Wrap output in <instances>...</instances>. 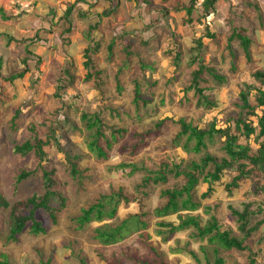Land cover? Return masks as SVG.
<instances>
[{
    "label": "rangeland",
    "instance_id": "rangeland-1",
    "mask_svg": "<svg viewBox=\"0 0 264 264\" xmlns=\"http://www.w3.org/2000/svg\"><path fill=\"white\" fill-rule=\"evenodd\" d=\"M75 1L0 0V33L3 34L0 58L2 56L6 62L3 72L8 75L25 69L24 59L28 60L29 70L22 79L12 83L0 77V190L5 193L10 190L21 168H36L33 155L27 158L14 155L8 141L12 136L22 141L25 132L26 138H31L33 133L27 130L31 124L44 139L46 126L54 122L58 126L57 136L63 137L59 142L70 148L73 155L81 157L80 178H73L64 165V154L53 142L44 148L48 165L43 164L47 169L55 167L57 170L56 179L61 183L68 205L58 214L57 223L41 214L45 233L36 235L27 228L16 240L9 238L8 218L0 214V264H213L216 258H222L224 264H250L252 255L255 264H264V240L260 241L258 235L252 240L250 255L224 250L217 241L211 243L210 236L200 238L193 227L172 232L171 228L158 225L160 217L155 216L153 203L160 201H152L153 194L148 196L137 190L143 176L159 169L162 162L183 173L193 162L200 163L206 154L225 155L222 141L216 136L206 139L207 147L199 154L185 149L187 136L175 139L181 131V120L200 128H206L209 121L207 110L197 104L195 90H189L192 74L200 66L199 60H193L196 52L189 53V46L193 35H203L204 22L198 20L203 14L200 5L203 0L197 1L193 11L194 26L184 23L185 7L191 0H118L119 4L117 0H80L73 9L69 25L63 16ZM217 2L214 15L205 19L217 37L203 39V62L219 70L227 81L216 85L205 73L200 87L208 88L206 94H209V87L215 86L210 93L216 95L219 102L213 112L221 127L228 115L237 116L241 111L239 93L244 84L258 86L251 77L253 72L264 71V0ZM116 6V11L103 16ZM80 10L86 11L85 18L80 17ZM230 17L236 28L248 29L244 35L252 40L250 60L238 39L233 41L234 54H229L231 29L227 21ZM69 27L70 33L64 32ZM6 35L19 40L8 44ZM126 46L138 54H127ZM177 50L181 55L174 63ZM85 54L92 60L93 70L100 72L99 77L86 80ZM256 96V91H252L249 101L253 106ZM17 110L20 115L14 118ZM256 111L262 115L261 109ZM84 114H98L105 137L111 140L115 135L118 140L108 150L105 161L99 160L89 149L97 127L89 130ZM257 120L256 116L249 117L254 125ZM13 121L17 133L11 130ZM161 122L163 126L158 132L156 126ZM250 144L254 150L259 147L254 136ZM194 145L195 142L190 147ZM121 164L130 166L116 171ZM209 170L212 165L207 172ZM202 178V187L193 197L195 202H201V207L192 213L201 216L202 227L215 216L221 231L228 230L240 237L237 220L229 206L243 208L250 203L253 211L259 204L264 209V192H256L264 184V174L256 173L250 182L240 183L231 197L224 188L215 187L210 197L202 198L200 191L207 190ZM171 181L179 184L185 179L182 176ZM121 187L125 194L141 199L142 208L147 212L141 219L148 227L142 231L143 236L139 235L138 226H134L137 221L129 220L124 240L103 245L95 237L97 229H106L108 223L118 227L131 212L140 211L120 202L113 221H97L93 215L91 222L81 225L79 218L84 209L98 204L105 195L119 192ZM155 188H159L157 193H160L161 189H169L170 183ZM40 189L41 173L38 172L21 185L19 197ZM146 191L150 193L149 188ZM262 217L264 210L259 218Z\"/></svg>",
    "mask_w": 264,
    "mask_h": 264
},
{
    "label": "trees",
    "instance_id": "trees-1",
    "mask_svg": "<svg viewBox=\"0 0 264 264\" xmlns=\"http://www.w3.org/2000/svg\"><path fill=\"white\" fill-rule=\"evenodd\" d=\"M107 1L113 2L114 0ZM197 1L198 0H191L189 5L185 7L187 13V17L184 20L185 24L192 26L195 25L192 14L197 8ZM79 2L80 0H76L66 9L63 18L67 20L68 23L73 9L77 7ZM217 3V0H203L200 3V5L202 4L203 6V14L198 20H200L199 22H204V29L202 31L203 35L201 34L198 37L193 35L189 46V53L190 51L196 52L193 60L197 59L200 62L199 69L192 74V84L190 85L189 90H195L197 104L207 110L205 111L203 109L209 114V121L206 128H200L192 125V123L187 124L184 120H181L179 122L181 131L177 134L175 139L178 141L181 137L183 138L184 136H187V142L184 146L185 149L188 152L191 151L199 154L203 147H207L206 139L209 138V140H212V138L216 136L222 141L225 155L215 157L206 154L205 157L201 159L200 163L193 162L190 165L189 170L183 173L176 171V168H170L169 164L162 162V166H160L159 169L152 171L151 174L143 176L140 183L137 185V190L144 191L148 196L153 194V196H151L152 201L154 199L160 201L158 203H153V208L155 216L160 217L158 225L161 227L171 228L172 232L186 230L193 227L197 230V234L200 238L203 239L206 236H210L209 241L211 243L217 241L224 250H236L240 253L249 252L250 255H252L253 251L251 250V244L254 237L258 235L260 241L264 240V217L259 218L264 209L260 207V204L257 206L256 211L251 210L252 205L250 203L244 204L243 208L233 207L232 205L229 206L232 215L237 220V229L241 235L240 237L233 236L231 231L228 230L221 231L215 216L211 218V221L208 222L207 226L202 227L200 223L202 220L201 216L198 217L195 213H192L201 207V202H195L193 197L194 194L199 193V189L202 187V177V181L207 185L206 191H200V196H202V198L210 197L214 192L213 188L215 187L216 189L224 188L227 196L231 197L234 195V191L240 188V183L245 181L246 183L250 182L249 180L256 173L264 174V71L257 70L253 72L251 77H253V82L258 86L249 85L247 83L244 84V88L239 93L242 103L238 104V107L241 111L237 116H233V114L228 115L224 121V126L221 127H218L219 121L217 115L213 112L217 108L219 102L216 101V95L210 93L215 86L213 85L212 87H209L211 88L209 89V94H206L208 88L200 87V83L203 81L202 76L205 73L215 80L214 82L216 85H224L227 81L224 75L218 73L219 70L207 67L203 62V53L205 50L203 39L217 37L215 33L211 32L205 19L215 13ZM117 6L113 10L105 11L103 16H109L112 12L117 10ZM80 12H82L80 15L81 18L87 16L85 10H80ZM227 23L230 25L231 29V33L228 37L229 54L231 56L234 54L233 41L238 39L241 42V48L250 60V47L252 40L249 39V36L244 35L248 29L245 31L246 28H236L232 17L228 19ZM70 31L71 28L69 27L64 32L70 33ZM2 35L3 34L0 33V37ZM6 36H8V44L19 40V38L16 37H11L9 35ZM146 43L148 42L146 41L145 44ZM126 45H128V42ZM113 46L114 44L112 43L110 45V50H112ZM243 46L246 48H243ZM125 49L126 52H129L127 54H138L132 52L128 46H126ZM87 50L89 49L87 48L86 52ZM111 54L112 53H110V55ZM85 55L87 60L84 63V67L88 71L86 80L99 77L100 72L93 70L92 60L88 54ZM180 55V52L177 50L174 63H177ZM4 64H6L5 58L1 56L0 77H2L5 82L12 83L17 79H22L24 74L29 71L27 68L28 60L26 59L23 61V65L26 66L25 69L23 68L17 73L5 74L3 72ZM65 72L68 73L67 68L65 69ZM118 89H121L120 85ZM252 91H256L257 93V96L255 97V106L249 101ZM136 94L138 95L139 92L136 91ZM258 109H261V116L257 114L256 110ZM19 115L20 110H17L14 118H17ZM251 116H256L258 118L257 125H254L253 122L249 121V117ZM83 119L85 121L87 120V128L89 130L97 127L95 139L89 144V149L96 154L99 160H107L108 150H111L114 141L118 140L115 135L111 136V140L105 137L101 129V127H103V121L98 114L93 116L84 114ZM162 124L163 122L157 124L156 129L158 132H161ZM56 129H58L57 124H54V122L48 123L46 126V137L43 139L40 134H38L39 132L36 130L34 124H31L27 129L28 132L33 133L31 138H26V132L22 141L16 140L14 136L8 138L11 151L14 155L22 158H27L33 155L37 162L34 170L24 168L19 170L7 193L0 190V214L8 218V232L10 239L16 240L17 236L22 234L27 228L36 235L45 233L46 227H44L43 220H41V214H45L51 221H53V223H57L58 214L65 210L68 205V199L60 188L61 183L56 179L57 170L55 167L47 169L46 165H48V161L46 158L48 154L44 151L46 146L51 145V142H53L58 150L64 154V165L67 170H69L70 175L73 178H80L81 171H79L78 168L81 157L77 154L73 155L70 148H65V145L63 146L62 143L59 142V139L63 137L57 136ZM11 130L16 133L18 132V128L15 125ZM252 136H254V142L259 145L256 150H254L250 144ZM243 139H245L246 142H243ZM193 142H195L194 147H190ZM137 147L138 146H136L135 149H138ZM44 162L46 165L43 164ZM211 165L212 170L207 172V168ZM129 166L130 164H121L116 167V171H122ZM133 170H136V168ZM38 172L41 173L42 189H40V191H35L28 196L19 197L21 194V185L25 181L33 178ZM132 172L133 171H131V173ZM182 176L184 177L185 182H179V184H177L171 181L175 179L177 180ZM163 183H170V188L161 189L160 193H157V189L159 188L155 187H158L159 184ZM151 184L154 186L150 187L149 185ZM148 188L150 189V193L146 191ZM256 192H264V184L257 189ZM120 202H122L121 205H125L127 208L129 206H134V209L139 210L140 212H131L127 216V219L118 227L112 226L108 223L106 229H97L95 237L103 245H112L124 240V230L126 229L129 220L134 219L137 221V225L134 226H138L137 230H139V235L143 236L142 231L148 227L147 222L141 219L142 216H147V212L142 208L141 199L137 196L125 194L123 187H121L117 193L113 192L111 195L103 196L98 204L91 206L88 210L84 209L82 216L79 218L80 224L82 225L86 222H91L93 215L94 219L97 221H103L105 219L111 221L115 220ZM215 252H218V249L215 250ZM249 263L255 264L254 255H252L251 258L249 257ZM213 264H224V260L222 258H216Z\"/></svg>",
    "mask_w": 264,
    "mask_h": 264
},
{
    "label": "crops",
    "instance_id": "crops-1",
    "mask_svg": "<svg viewBox=\"0 0 264 264\" xmlns=\"http://www.w3.org/2000/svg\"><path fill=\"white\" fill-rule=\"evenodd\" d=\"M214 15V14H213ZM245 55V54H244Z\"/></svg>",
    "mask_w": 264,
    "mask_h": 264
}]
</instances>
